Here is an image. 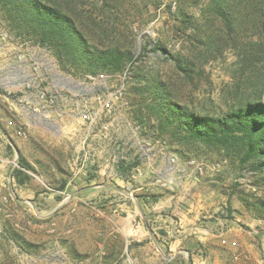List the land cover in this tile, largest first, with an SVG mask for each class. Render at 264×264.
Returning <instances> with one entry per match:
<instances>
[{"label":"rangeland","instance_id":"1","mask_svg":"<svg viewBox=\"0 0 264 264\" xmlns=\"http://www.w3.org/2000/svg\"><path fill=\"white\" fill-rule=\"evenodd\" d=\"M68 1L74 20L90 31L92 36L86 39L94 48L117 47L143 58L113 75L111 85L124 74L127 77L122 102L129 106L117 104L114 125L106 135L90 128L85 141L88 149L78 147L80 135H53L60 125L51 118L42 119L44 114L33 116L32 111L27 113L33 122L30 131L25 130L27 138H10L1 128L0 143L4 141L5 149H0V158L8 162L0 181V264H178L169 259L171 252L162 242L167 241L165 227L148 210L154 203L151 196L177 198L182 182H194V178L202 191L226 197L220 216L246 232L261 231L256 239L248 236L255 246L252 252L241 258L239 251H231L236 256L233 262L264 264V218L255 206L264 200V186L255 184L250 173L241 172L222 153L161 134L154 113L145 108L150 96L139 94L141 84L128 75L132 68L156 75L174 101L191 112L217 116L228 111L241 94L261 89L250 73L257 52L263 49L258 42H264L255 12L260 0H226L243 20L236 35L227 34L220 25L213 0ZM187 18L197 24L204 45L197 44L193 32L183 27ZM0 33L13 37L8 43L22 44L24 55H34L41 80L49 85L54 81L61 94L84 84L86 75L61 70L46 49L20 41L2 21ZM171 56L191 63L190 77L175 67ZM26 72L30 74V69ZM19 76L9 74L7 85L21 84ZM73 118L74 128L87 129ZM189 162L200 164L201 171ZM16 169L29 177L22 185L12 177ZM165 212L178 220L170 209ZM136 226L141 231L138 235Z\"/></svg>","mask_w":264,"mask_h":264},{"label":"trees","instance_id":"2","mask_svg":"<svg viewBox=\"0 0 264 264\" xmlns=\"http://www.w3.org/2000/svg\"><path fill=\"white\" fill-rule=\"evenodd\" d=\"M212 8L225 32L236 35L243 20L227 6L226 0H213ZM255 12L261 20L258 26L264 30V0L259 1ZM73 15L72 3L68 0H0V21L6 23L20 41L32 42L46 49L61 70L82 72L83 75L106 72L116 76L126 70L127 64L131 68L143 58V55L134 57L117 47L97 50L86 39L90 35V31L85 30L86 25L74 20ZM182 24L193 32L192 37L197 44H205L194 21L187 18ZM258 43L263 49L255 58L249 54L255 64L250 73L257 79L260 91L241 94L238 102H232L228 111L217 116L191 112L182 107L152 73L143 75L132 68L128 75L141 84L139 94L150 96L151 102L145 108L154 113L156 127L161 134L166 133L169 140H181L192 145L197 143L211 152L222 153L237 163L241 172L250 173V177L256 180L255 184L264 186V101L261 98L264 93V42L260 40ZM155 49L162 48L156 46ZM170 58L180 72L190 77L192 67L187 59L179 56ZM12 177L19 185L29 179L20 169L14 170ZM151 199L153 202L158 200L156 196H151ZM242 202L247 209L250 208L247 200L242 199ZM255 206L260 209L259 217L264 218V200H258ZM173 261L177 263L178 257Z\"/></svg>","mask_w":264,"mask_h":264},{"label":"crops","instance_id":"3","mask_svg":"<svg viewBox=\"0 0 264 264\" xmlns=\"http://www.w3.org/2000/svg\"><path fill=\"white\" fill-rule=\"evenodd\" d=\"M2 35L3 33H0V139L4 137L1 128L10 138L16 137L13 129L6 128L7 122L11 119H19L24 124V129L29 131L33 123L24 113L23 102L18 103L6 96H1L6 90L5 88H11L7 85L9 84V74L13 71H21V68L24 69V66H28L27 60L24 62L18 60V56L23 52L21 50L23 45L4 42L1 38ZM42 87L46 90L55 89L53 84L49 85L46 82L42 84ZM24 94H31L27 97L30 99V105L35 106L36 95L34 93ZM63 107H65L64 109L69 108L70 102L64 96H58L52 114L42 116V118H51L60 125V130L54 131L53 135L66 138H68V134H71V138L80 135L83 139L78 147L82 150L88 149L89 145L85 142L88 136L86 135L87 131L82 128H74V118L69 115L68 111H63ZM75 120L82 124L80 120ZM0 149L1 152L4 151V141L0 143ZM94 151L96 150L94 149ZM0 162L1 181L5 178V165L8 161L1 157ZM194 180V182L187 180L182 182L176 195L177 198L172 195L170 197L160 196L148 210L160 221L159 225L166 229L165 238L167 241L162 242L171 252L172 257L169 259L174 260L178 257L179 263L182 264H235L233 260L236 259V256L231 251H239L241 258L246 253L252 252L255 246L248 242V236L251 235L256 239L261 231L255 232L249 229L246 232L232 220L220 216L219 213H223L222 206L226 205V197L215 192L202 191L200 183L195 178ZM148 206L151 205L148 204ZM166 209H170L178 220L170 219L167 216L168 213L165 212ZM246 226L250 228L251 224H246ZM147 230L149 229L147 228ZM140 232L139 226H136L134 233L138 235Z\"/></svg>","mask_w":264,"mask_h":264},{"label":"built area","instance_id":"4","mask_svg":"<svg viewBox=\"0 0 264 264\" xmlns=\"http://www.w3.org/2000/svg\"><path fill=\"white\" fill-rule=\"evenodd\" d=\"M4 42H12L13 37L8 33H3L1 36ZM18 60L24 62L28 61V66L21 68V71H17L22 79L21 84H14L11 88H5L1 96H6L16 102H23L24 113L33 112V116L51 115L54 111L58 96H64L70 102L68 113L71 117H75L80 120L82 125H86V135L89 137L90 128H98L99 132L103 131L106 135L107 131L114 125L117 104L121 107H128L127 102L123 101V93L125 91L126 76L125 74L120 77L114 84H110L113 76H108L105 73H97L96 75H86L84 77V84L78 85L76 89L69 88L66 92L61 91V94L56 87V83L52 81L55 89L46 90L42 87L43 82L41 80V72L39 63L34 55H24L23 53L18 56ZM26 68L30 69V74L26 72ZM14 72V71H13ZM40 79V81H39ZM48 83V82H46ZM90 84L89 86H86ZM34 93L37 98L35 106L30 105V99L27 96ZM24 97V98H23ZM25 99V100H22ZM119 106V107H120ZM42 116H40L42 118ZM48 121L50 118H42ZM7 129H13L16 136L27 138V133L24 129V124L19 119H11L6 124ZM174 162V160H171ZM191 165H195L199 171L201 167L194 162H189ZM214 169V167H212Z\"/></svg>","mask_w":264,"mask_h":264},{"label":"water","instance_id":"5","mask_svg":"<svg viewBox=\"0 0 264 264\" xmlns=\"http://www.w3.org/2000/svg\"><path fill=\"white\" fill-rule=\"evenodd\" d=\"M14 149H15V152L18 154V151H17V149L14 147Z\"/></svg>","mask_w":264,"mask_h":264}]
</instances>
